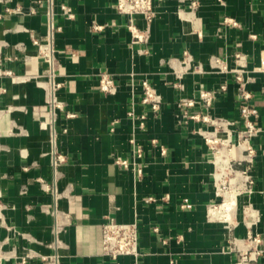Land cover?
Wrapping results in <instances>:
<instances>
[{
    "label": "crops",
    "instance_id": "0c3cea01",
    "mask_svg": "<svg viewBox=\"0 0 264 264\" xmlns=\"http://www.w3.org/2000/svg\"><path fill=\"white\" fill-rule=\"evenodd\" d=\"M52 3L0 0V68L14 73L0 76L2 263L135 264L133 257L102 254V225L110 220L138 223L137 264H238L234 239L249 231L262 236L264 249V71H255L263 62L264 0H154L150 25L135 17L139 29H148L138 42L117 0ZM34 38L51 42L53 75ZM186 53L192 69L182 62ZM237 53L246 56L260 133L253 140L254 193L239 197L229 225L209 215L220 203L216 165L199 131L213 127L180 124L176 105L181 97L216 92L210 108L195 110L244 128L233 75L209 64L219 56L233 68ZM102 74L115 79L114 95L100 90ZM40 80L60 85L55 114ZM143 81L156 89L159 111L142 102ZM223 84L227 90L219 93ZM56 155L64 159L57 170ZM184 200L191 209L181 207ZM249 264H264V253Z\"/></svg>",
    "mask_w": 264,
    "mask_h": 264
},
{
    "label": "built area",
    "instance_id": "2783aa9c",
    "mask_svg": "<svg viewBox=\"0 0 264 264\" xmlns=\"http://www.w3.org/2000/svg\"><path fill=\"white\" fill-rule=\"evenodd\" d=\"M53 1L50 0L51 3ZM116 9L118 13L130 17L128 30L131 33L132 40L136 42L144 41L148 29H139L136 25L135 17H143L147 24L150 25L156 16L154 0H117ZM0 18H2L1 14ZM33 44L37 47L40 58L48 64L53 75L57 67V62L51 42L43 44L39 39L34 38ZM5 60L4 49L0 45V67H2ZM234 61L235 67L231 68L226 60L219 56H213L209 64L217 73L233 75L237 85L236 99L239 104L240 121L244 125V128H240L234 120L223 117H211L208 113L202 114L201 111L195 110L197 106H201L204 109L210 108L216 98V92L207 90L200 91L198 100L181 97L176 105L177 118L180 124L187 125L191 121H197L213 127V130L201 129L199 131L204 137L205 142L210 146L216 165L214 187L220 203L210 206L209 215L229 225H234L235 223L234 213L239 197L251 196L254 193L256 182L253 176V169L256 151L253 140L260 133V129L256 124L259 118V111L251 103L253 95L248 88L252 78L247 77L246 56L237 53ZM262 61V66L255 69L256 72L264 71V53L262 55ZM182 62L192 69L190 66L191 58L187 53ZM193 70L202 72L201 66H195ZM0 76L13 77L14 73L10 70L0 68ZM38 85L46 89L47 102L53 114H55V111L62 107V104L56 96V90L60 85L48 80H40ZM142 86V102L152 105L154 111H159L161 108V100L156 89L148 81H143ZM175 87L180 92L184 90V85L181 81L175 84ZM100 90L106 95H114L117 92V85L112 75H101ZM226 90L227 85L223 84L220 87L219 93L225 92ZM2 92L3 90H0V94ZM62 162H64L63 157L56 155L54 157V168L57 170ZM118 163L125 165L121 161H118ZM232 198H234V205L228 207L230 199ZM163 200L167 201L168 199L165 198ZM150 201H154V199H149L148 202ZM2 205L3 200L0 191V207ZM181 207L183 209H191L192 204L188 200H184ZM251 212V206H248L246 208V214H250ZM234 242L235 245L240 246L238 264H249L256 261L264 253L262 236L252 231H249L244 239L235 238ZM139 244L140 231L137 222L121 223L110 220L102 225V254L104 256L113 260H117L123 256L133 257L135 264H137L140 258ZM56 261L57 256L50 259L52 263H56ZM0 264H3L1 258Z\"/></svg>",
    "mask_w": 264,
    "mask_h": 264
},
{
    "label": "bare ground",
    "instance_id": "6f19581e",
    "mask_svg": "<svg viewBox=\"0 0 264 264\" xmlns=\"http://www.w3.org/2000/svg\"><path fill=\"white\" fill-rule=\"evenodd\" d=\"M234 205V198L230 199V204L228 207H232Z\"/></svg>",
    "mask_w": 264,
    "mask_h": 264
}]
</instances>
